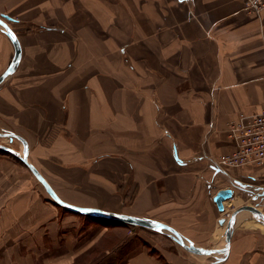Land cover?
Returning <instances> with one entry per match:
<instances>
[{
  "label": "crops",
  "instance_id": "obj_1",
  "mask_svg": "<svg viewBox=\"0 0 264 264\" xmlns=\"http://www.w3.org/2000/svg\"><path fill=\"white\" fill-rule=\"evenodd\" d=\"M0 14L21 46L0 83V129L24 140L64 201L160 221L203 249L223 248L238 207L263 205L254 184L264 166L223 174L212 161L234 149L228 121L264 105V9L247 13L243 0H0ZM13 52L0 32V76ZM226 187L233 195L219 210L212 197ZM255 221L248 210L235 215L228 254L215 263L163 233L160 244L124 232L109 242L125 223L56 205L0 150V264H264V231L247 225Z\"/></svg>",
  "mask_w": 264,
  "mask_h": 264
},
{
  "label": "water",
  "instance_id": "obj_2",
  "mask_svg": "<svg viewBox=\"0 0 264 264\" xmlns=\"http://www.w3.org/2000/svg\"><path fill=\"white\" fill-rule=\"evenodd\" d=\"M8 21H13V19L8 16L7 14H1L0 15V29L4 30V33L9 37L12 45H13V58L6 70L1 74L0 76V83L9 75H11L15 69L18 66L20 57H21V46L20 43L17 39V36L11 26L9 25ZM4 135H7L9 137H17V135L13 133H4ZM23 141L25 151H19L17 149H13L8 145L0 143V150H3L9 154L14 155L17 157L20 161L24 163V165L30 170L34 178L39 182V184L44 188L46 193L49 195L51 200L58 206L79 214V215H86L89 217L93 218H102V219H107L111 221H117L129 225H135L139 226L148 230H152L155 232H160L168 237H171L178 243H180L185 249L188 251L201 254L204 256H208L206 253V250L203 249L202 247L194 246L192 242L190 241L189 238L182 236L176 229H174L172 226H169L165 223H162L160 221H156L147 217H140V216H135L131 214H126L122 212H114V211H109V210H103L100 208H95V207H81V206H76L71 203H68L64 201L62 198H60L57 193L53 190V188L48 184V182L42 177V175L38 172V170L28 161L27 158V148H26V143ZM174 157L177 158V155L174 153ZM233 195V191L231 188L226 187V188H221L216 193L213 195L212 199L214 203L216 204V207L219 210L223 209V201L227 198H230ZM241 210H248L250 211L253 216L256 217L258 223L264 225V211L261 208V205L259 204H245L240 207H238L234 212H232L227 221H226V228L224 231V245L222 248V255L220 258L211 260L208 259V263H215L219 262L221 260H224L228 254V249H229V238L231 235L232 231V226L234 222L235 215L241 211ZM222 222V220H220ZM185 242H183V239Z\"/></svg>",
  "mask_w": 264,
  "mask_h": 264
},
{
  "label": "built area",
  "instance_id": "obj_3",
  "mask_svg": "<svg viewBox=\"0 0 264 264\" xmlns=\"http://www.w3.org/2000/svg\"><path fill=\"white\" fill-rule=\"evenodd\" d=\"M243 9L258 15L264 9V0H243ZM226 134L234 149L212 161L219 171L228 174L230 169L238 167L264 166V105L258 112L241 114L228 121Z\"/></svg>",
  "mask_w": 264,
  "mask_h": 264
},
{
  "label": "rangeland",
  "instance_id": "obj_4",
  "mask_svg": "<svg viewBox=\"0 0 264 264\" xmlns=\"http://www.w3.org/2000/svg\"><path fill=\"white\" fill-rule=\"evenodd\" d=\"M10 22H13V21H10ZM10 22L8 21V23H10ZM0 32L1 33H4V30L0 29ZM1 131L4 132L5 134L8 133V132H11L8 129H3ZM0 143H3L5 145H8V146H10L13 149H20L21 152L22 151H25V147L23 146V144L19 141V139L17 137H9V136L4 135V134H3V136L0 135ZM28 171L30 172L29 169H28ZM257 183L264 184V179H262L260 181H257ZM250 189H251V187L250 186H247V188H246L247 194H249ZM254 191H257L258 192V194L256 195V197H257V200H259V199L262 200L261 202L263 203V205L261 204V208L264 211V189H257L256 188ZM77 217L79 219L78 231L85 230V225H83L84 223H82V221H84L83 220L84 218H82L83 216H77ZM224 218L225 217L221 218L220 220L223 221ZM88 221H89V219L85 223H89ZM97 221L106 223V221H103V220H97ZM219 223H220V221H219ZM123 226H125V228ZM257 226L260 229L262 228L259 224ZM88 227H90V226L88 225ZM120 227H123L122 229H124V230H121L120 229L119 230V235H116L115 233H113V234L110 233L109 234L110 236H108V241L109 242H111L113 240V242L116 243L117 241H119V239L122 240V237H124V234L122 235L121 232H124L126 234V236L127 235H130L132 238H135V240L138 243L145 244L147 246L149 245L148 241H151V240H156V242H158L159 244H160V242H165L164 241V238L161 237V236H158V234H156L155 231H151V230L144 229V228L143 229H139V226L129 225V224H125V225H122ZM157 233H160V232H157ZM167 238L169 239V241H171V243H173L177 247H179V248H181L183 250L185 249V248H182V245L180 243H178L177 241H175L171 237H167ZM105 243L100 244V246H101L102 249H105V248L110 249L112 247V246H109V245H108L109 247L106 246L107 243L106 244ZM185 250H187V249H185Z\"/></svg>",
  "mask_w": 264,
  "mask_h": 264
},
{
  "label": "bare ground",
  "instance_id": "obj_5",
  "mask_svg": "<svg viewBox=\"0 0 264 264\" xmlns=\"http://www.w3.org/2000/svg\"><path fill=\"white\" fill-rule=\"evenodd\" d=\"M254 185H256V187H258V188L264 189V184H254ZM258 224L262 227L261 229L264 231V225H262V224H260V223H258L256 221L255 222H251V223H247V225H252V226H257ZM183 242H185L184 239H183ZM205 250L207 252L206 254L208 256H210L212 259H218V257L220 256V254L222 252V249L221 248L219 249L217 247H211V248H208V249H205Z\"/></svg>",
  "mask_w": 264,
  "mask_h": 264
},
{
  "label": "trees",
  "instance_id": "obj_6",
  "mask_svg": "<svg viewBox=\"0 0 264 264\" xmlns=\"http://www.w3.org/2000/svg\"><path fill=\"white\" fill-rule=\"evenodd\" d=\"M139 229H143V228L139 227Z\"/></svg>",
  "mask_w": 264,
  "mask_h": 264
}]
</instances>
